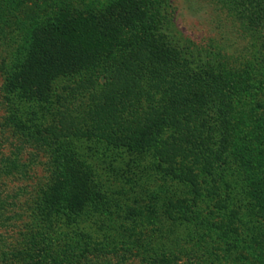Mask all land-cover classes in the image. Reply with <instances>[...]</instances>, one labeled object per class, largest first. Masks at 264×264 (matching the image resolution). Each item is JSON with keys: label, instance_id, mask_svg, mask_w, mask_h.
Wrapping results in <instances>:
<instances>
[{"label": "rangeland", "instance_id": "374dc122", "mask_svg": "<svg viewBox=\"0 0 264 264\" xmlns=\"http://www.w3.org/2000/svg\"><path fill=\"white\" fill-rule=\"evenodd\" d=\"M8 1L12 6L11 0ZM14 1L24 5L21 15L31 19V31L54 19L52 5H56V12L66 5H60L63 0ZM69 1L74 5V12L87 13L93 6L102 8L116 0ZM153 2L159 7L153 9L152 20L157 16L162 20V32L179 45L182 40H189L188 56L193 61L201 58L200 64L222 71L218 88L224 93L219 97L227 106L219 114L214 106L211 113L212 118L218 116L223 124L219 120L207 124L224 127L227 135L222 144L223 149L226 146L224 155L215 162L211 158L217 159L214 151L210 157L212 162L204 165L200 159L190 170L186 166L187 155L200 150L201 142L186 133L185 140H180L181 136L168 128L154 138L156 148L139 159L142 171L126 168L112 158H103L100 148L83 138L62 145L66 153L71 148L74 156L70 164L60 167L58 154L55 156L48 145L36 140L48 119L44 110L40 105L26 110V106L33 104L31 96L20 95L23 100H20V113L24 111L23 118L28 120L23 126L15 116L18 101L4 90L15 79L14 72L20 64L16 63L18 50L21 53L26 49L22 35L14 32V45L0 48V264H146L142 257L147 253L152 260L149 264H216L213 252L191 257L173 245L171 241L178 233L185 234L184 228L173 234L168 232L172 217L182 215L186 204L189 206L200 192L204 218L198 221L228 232L227 241L236 245L229 264L233 261L234 264H264V219L255 200L249 196L256 188L250 182L252 177L264 182V108L255 106L257 101H264V88L255 91L248 82L258 72L264 79V29L246 35L235 17L216 0ZM137 33L141 32L136 31L138 36ZM136 35L129 34L121 49L134 48L141 39ZM57 51L59 47L52 54ZM123 51L118 54L123 56ZM60 53L73 57L70 51ZM150 59L139 63H149ZM86 64L92 68L96 63ZM24 96L29 100L28 105ZM131 96L135 98L136 94ZM135 106L132 102L131 112ZM6 121L10 124H5ZM206 143L208 148L218 147L212 148L210 141ZM143 162L150 166L145 169ZM78 167L79 174L75 171ZM180 177H186L187 182L180 183ZM257 189L256 195H264ZM87 195L93 200L96 195L101 196L104 202L101 205L85 203ZM217 203H226L225 213L213 211ZM196 211L192 209L187 215L193 217ZM86 231L89 238L98 240L88 239V247L94 249L100 245L104 252L96 250L77 257V248H83L85 242V239L78 240L86 237ZM208 244L210 251L215 248ZM220 253L217 255L221 256Z\"/></svg>", "mask_w": 264, "mask_h": 264}, {"label": "trees", "instance_id": "16d2710c", "mask_svg": "<svg viewBox=\"0 0 264 264\" xmlns=\"http://www.w3.org/2000/svg\"><path fill=\"white\" fill-rule=\"evenodd\" d=\"M216 1L235 17L246 35L264 29V0ZM11 2L12 6L8 0H0V48L14 45L12 34L17 32L22 35L26 49L21 53L18 50L16 63L20 64L14 72L15 79H11L7 90H4L18 101L15 116L23 126L27 125L28 120L23 118L24 111L20 113L23 101L20 95L31 96V105H28L27 97H23L25 105H28L26 108L40 105L44 110L48 119L42 124L43 131L38 132L36 140L48 145L55 156L58 154L60 167L70 164L74 156L71 148L66 153L62 145L83 138L100 148L103 158H112L126 168L142 171L139 159L156 148L154 138L157 139L168 128L174 129L181 136L180 140H185L187 135L201 142L198 144L200 150L187 155L186 166L190 170L198 165L200 159H203L204 165L212 162L211 158L215 162L221 160L226 148H222L226 132L223 126L217 128L215 124L207 123L219 120L218 116L212 118L214 108L219 114L220 109L227 106L219 97L224 93L218 88L222 71L209 64H200L201 58L193 61L188 56L189 40H182L179 45L162 32V20L158 16L152 20L153 9L159 7L154 6L153 0H116L102 8L93 6L87 13L74 12L72 1L63 0L60 5H66L60 6L61 11L56 12V5L55 8L51 6L54 19L42 23L33 31L29 29L31 19L21 15L24 5L14 0ZM136 9L139 12L137 15ZM136 31L141 32L137 33L140 35L137 36ZM129 34L141 39L135 44V49H121ZM58 47L60 51L52 54ZM121 50L125 52L123 56L118 54ZM64 51H70L73 57L60 53ZM150 58L159 63L152 62ZM149 59V63H139ZM69 60L72 63H68ZM130 60L136 63H126ZM87 61L96 64L90 68ZM255 78L248 81L250 87L253 85L255 91L264 88V79L259 72ZM130 90L132 95L136 94L135 98L129 93ZM132 102L136 104L133 111L136 114L129 109ZM255 106L257 109L264 108V101H257ZM5 124L10 123L6 121ZM116 126L123 127V130ZM206 141L213 143L212 148L218 147L215 150L208 148ZM214 151L217 159L212 156ZM143 163L145 169L150 166L148 162ZM220 164L225 165L222 161ZM75 171L81 173L79 167ZM172 178L175 180L174 176ZM179 179L182 184L187 182L186 177ZM258 181L255 177L250 179L255 190L259 187L264 192V182ZM255 190L250 195L247 193V196L255 200V206L261 210L264 219V195H256ZM200 193H196L189 206L186 204V211L182 215L172 217L173 223L168 232L173 234L184 228L185 234L182 235L181 231L171 242L181 248L186 256L203 257L213 252L212 259L216 264H229L236 245L227 241L228 232L219 231L215 225L204 226V222L198 221L204 218ZM94 198L87 195L85 203L103 204V197L96 195ZM226 206V203H217L213 211L225 213ZM192 209L197 210L193 217L187 215ZM204 229L208 230L204 232ZM85 233L86 237L77 239L78 242L85 239L83 244L80 243V246L84 245L83 248L76 247L79 252L77 257L87 256L96 250L104 252V247L100 245L90 249L88 239L94 242L98 240L89 238V232ZM208 243L215 248L210 251ZM218 252H221V256L217 255ZM142 259L146 264L152 262L148 253Z\"/></svg>", "mask_w": 264, "mask_h": 264}]
</instances>
